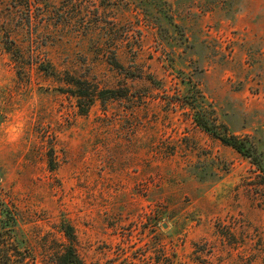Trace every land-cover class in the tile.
<instances>
[{
	"label": "rangeland",
	"instance_id": "374dc122",
	"mask_svg": "<svg viewBox=\"0 0 264 264\" xmlns=\"http://www.w3.org/2000/svg\"><path fill=\"white\" fill-rule=\"evenodd\" d=\"M199 109L264 151V0H0L6 264L65 224L84 264H264V179Z\"/></svg>",
	"mask_w": 264,
	"mask_h": 264
},
{
	"label": "trees",
	"instance_id": "16d2710c",
	"mask_svg": "<svg viewBox=\"0 0 264 264\" xmlns=\"http://www.w3.org/2000/svg\"><path fill=\"white\" fill-rule=\"evenodd\" d=\"M118 65V64H116ZM118 68L123 69L121 66ZM49 68H41L42 71L48 72ZM54 75V74H53ZM66 76H70L66 74ZM70 85H72L75 90L73 91V96L77 99L79 103V108L81 113H85L88 106L94 102L97 97L104 98H116V97H126L128 90H107V91H98L90 82L86 80H79L73 77L70 78ZM84 100L85 104L82 103ZM196 125L202 130L210 133L215 138H217L223 145H226L232 148L240 156L246 159L255 169L261 174L262 179H264V151L260 150L252 138L248 135L242 137L234 135H223L219 132L217 126L212 123L207 117L206 113L199 109V113L195 116L194 119ZM64 229L62 233L66 240V244L63 246V249L60 253L55 255L54 264H84L81 258L78 256L74 243L75 235L72 228L69 225L63 226ZM9 261V257L6 254H1L0 251V262L6 264Z\"/></svg>",
	"mask_w": 264,
	"mask_h": 264
}]
</instances>
